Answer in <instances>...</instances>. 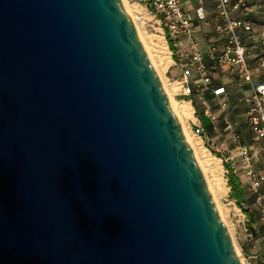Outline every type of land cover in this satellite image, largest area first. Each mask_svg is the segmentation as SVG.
Returning a JSON list of instances; mask_svg holds the SVG:
<instances>
[{
    "label": "water",
    "instance_id": "95a60500",
    "mask_svg": "<svg viewBox=\"0 0 264 264\" xmlns=\"http://www.w3.org/2000/svg\"><path fill=\"white\" fill-rule=\"evenodd\" d=\"M0 264H244L123 0H0Z\"/></svg>",
    "mask_w": 264,
    "mask_h": 264
},
{
    "label": "rangeland",
    "instance_id": "374dc122",
    "mask_svg": "<svg viewBox=\"0 0 264 264\" xmlns=\"http://www.w3.org/2000/svg\"><path fill=\"white\" fill-rule=\"evenodd\" d=\"M123 1L137 27L146 51L163 82L171 103L174 105H179V102L184 103L182 101L181 83L176 80L182 72L174 80L172 77V69L176 68V66L173 64V50L171 49L167 32L162 27L160 17H156L149 12L146 15L138 12L140 0ZM247 6H249V10H245V13L246 16L251 18L252 22H254L255 30L252 34H243V40L248 48V62L254 73L255 80L263 81L264 1L249 2L248 0ZM140 15H143L142 19L138 18ZM236 15H238V13ZM203 38L208 42L217 44L220 49L224 46V39L213 30L205 32ZM216 70L217 69L212 70V73L214 74ZM223 73L227 78L231 79L227 82H223L221 76L218 75L214 78L212 86L216 87L220 84L227 86L228 95L227 106L225 108L222 107L218 98L211 99L210 96L208 98L206 97L207 93L201 97L198 93H195L193 95L195 101L190 104L193 109V117L189 119L180 113L176 114L184 131L189 138L198 145V149H192L215 199L217 208L229 228L235 247L243 263L251 264L250 260L245 256L240 244L239 237L241 229L238 223L240 225L243 221L239 219L241 211L238 214L235 204L230 201V190L227 178L228 171L225 167V163L230 162L233 165L234 160L237 162L236 165L240 168L242 165L239 151L240 144L247 143L252 145L254 142L247 114L253 91L251 84L247 83V81L241 78L237 73L229 70H224ZM169 75L172 81L169 79ZM204 100H207V104L210 107V114L205 113ZM198 120L204 125L205 136L203 138L195 135L193 132L194 122L199 123ZM212 120L214 121V126H206V124L211 123ZM206 137H209V140H207ZM262 145V143H259L255 146L261 148ZM202 155H204L205 161L201 158ZM256 159V167L259 166V169H263L264 155L261 150L257 153ZM215 180L219 183L220 191L218 189L215 191L212 188V184ZM253 209L259 213L257 205H254ZM256 227L264 228V220L261 218L260 213L256 218Z\"/></svg>",
    "mask_w": 264,
    "mask_h": 264
},
{
    "label": "built area",
    "instance_id": "2783aa9c",
    "mask_svg": "<svg viewBox=\"0 0 264 264\" xmlns=\"http://www.w3.org/2000/svg\"><path fill=\"white\" fill-rule=\"evenodd\" d=\"M215 21L208 20L204 6L197 8L196 14L187 10L183 0H140L144 3L149 13L160 17L162 27L173 40L178 51L181 42L186 41L191 52L177 59L182 73L178 81L182 86V95L191 97L198 93L201 97L205 93L212 98H218L223 108L227 106V86L220 84L212 86L214 74L212 69L229 70L237 73L252 86L251 104L248 110V120L253 133V143L239 146L240 157L244 173L249 179V190L258 193L264 183V170L259 172L255 167L257 153L264 155V80L256 81L254 73L248 62V48L243 40V34H252L255 30L254 22L246 16L249 10L247 0H215ZM240 13L239 15H236ZM143 18V15L138 17ZM213 30L224 39V46L220 49L216 44L202 45L199 33ZM176 54V52H175ZM210 59L214 66L207 62ZM207 105V100H204ZM206 113H210L209 109ZM195 135L203 138L204 127L195 124ZM209 140V137H206ZM262 143L261 148L255 146ZM264 197L258 194L257 201L261 203ZM264 220V209L262 212Z\"/></svg>",
    "mask_w": 264,
    "mask_h": 264
},
{
    "label": "crops",
    "instance_id": "0c3cea01",
    "mask_svg": "<svg viewBox=\"0 0 264 264\" xmlns=\"http://www.w3.org/2000/svg\"><path fill=\"white\" fill-rule=\"evenodd\" d=\"M183 1L186 4L187 10L191 11L193 14H196L197 8L200 7L201 5H203L204 9H205V12L207 13L208 20H210L211 22L215 21V11H216L215 10V7H216L215 0H183ZM257 1H264V0H249V2H257ZM251 7H255V6H251ZM251 7H250V9H251ZM138 10H139L138 12H140V13H142L144 15H146L149 12L148 7L144 3H140V5L138 7ZM239 14L240 13H238V15ZM210 31L211 30L207 29V30L202 31V32L199 33V37L203 41L202 45H206V44L212 43V42L206 41L205 38H203L204 33L205 32H210ZM188 52H191V48L188 47V44L186 43V41L181 42V45H179V47H178V51H176V54H175L174 51L172 52L173 53V64H174V66H176V68L172 69V77L174 78V80L182 72L180 67H179V65L177 64V59L181 58L182 55H184V54H186ZM207 62L209 63L210 66H214V62L212 60L207 59ZM215 69L216 68H214L212 70H215ZM223 72H224V70L217 69L216 71H214V77H217L218 75H220L221 78L223 79V82L229 81L231 78H227L226 75H224ZM168 77L172 81L171 76L169 75ZM193 95L191 96L192 98H190V99L183 98L184 97V95H183L182 101L186 102V103H189V104H192L195 101L194 98H193ZM210 98L213 99L212 96ZM204 109H205V113H206L207 109H209V111H210L209 105L208 104L207 105L204 104ZM206 114H208V113H206ZM198 121H199V123L194 122V125L197 124V125H202L204 127V125L201 123V121L200 120H198ZM213 123H214V121L212 120L211 123H209L210 125L206 124V126L208 125V127H213L214 126ZM256 160L257 159H255V167L257 166L256 165ZM236 163L237 162H235L233 160V166L235 168V171L240 176L241 182H242L243 187L245 188L246 192L249 195L255 194V192H252V191L249 190V179L246 176V174L244 173L243 166L241 165V167L239 168L238 165H236ZM258 167H256V169ZM263 169H259L258 168L257 170L258 171L260 170V172H261V171H263ZM229 190L231 192V187H229ZM257 194H260V195H262L264 197V183L262 184V187L259 188V191H258ZM230 201H231V203L235 204V206H236V208L238 210V212H237L238 214L241 211V216L239 217V219L241 221H243V223L240 224V225L238 223V226H240V229H241L239 239H240V244L242 246V249L244 251L245 256L247 257L248 260H250L251 264H263L264 263V228L256 227V222L255 223H251L250 222L249 215L247 213H245L242 210L241 207L238 206L236 201L232 200V199H230ZM254 205H257V210L260 211L259 213H261V215H262V212H263V209H264V199H263V201L261 203H259L258 201L256 202V204L245 203L244 207L246 209H250V211H253L254 210L253 209Z\"/></svg>",
    "mask_w": 264,
    "mask_h": 264
},
{
    "label": "trees",
    "instance_id": "16d2710c",
    "mask_svg": "<svg viewBox=\"0 0 264 264\" xmlns=\"http://www.w3.org/2000/svg\"><path fill=\"white\" fill-rule=\"evenodd\" d=\"M248 17V16H247ZM249 18V17H248ZM251 19V18H249ZM168 36L169 43L171 45V49L176 52L177 48L174 46L173 40ZM210 94H207L206 97H209ZM211 97V96H210ZM183 98L190 99L192 97L189 96H184ZM225 167L228 171L227 173V178H228V184L229 187H231V192H230V199L235 200L236 203L238 204L239 207L242 208V210L249 215L250 222L255 223L256 218L258 217L259 213H257L255 210L250 211V209H246L244 207L245 203H250V204H256V200L258 197V194H251L249 195L245 188L243 187V184L241 182L240 176L237 174L235 171L234 166L230 162L225 163ZM260 212V211H259ZM261 215V213H260ZM262 218V215H261ZM264 264V263H263Z\"/></svg>",
    "mask_w": 264,
    "mask_h": 264
},
{
    "label": "bare ground",
    "instance_id": "6f19581e",
    "mask_svg": "<svg viewBox=\"0 0 264 264\" xmlns=\"http://www.w3.org/2000/svg\"><path fill=\"white\" fill-rule=\"evenodd\" d=\"M179 105H174V104H172V106H173V109L175 110V112L176 113H180L181 115H183V116H185L186 118H189V119H191L192 117H193V109H192V107L190 106V104L189 103H186V102H184V103H178ZM185 132V131H184ZM185 135H186V137H187V139H188V141H189V143H190V145H191V147L194 149V150H196V149H198V145L195 143V141H193V140H191L190 138H189V136L187 135V133L185 132ZM204 161L206 160L205 159V157H204V155H202V157H201ZM203 161V162H204ZM212 188L215 190V191H217V189L219 190L220 189V186H219V183L215 180L214 182H213V184H212ZM220 191V190H219Z\"/></svg>",
    "mask_w": 264,
    "mask_h": 264
}]
</instances>
